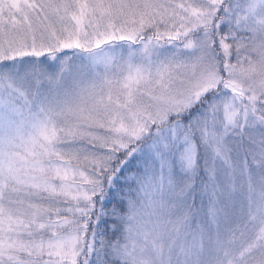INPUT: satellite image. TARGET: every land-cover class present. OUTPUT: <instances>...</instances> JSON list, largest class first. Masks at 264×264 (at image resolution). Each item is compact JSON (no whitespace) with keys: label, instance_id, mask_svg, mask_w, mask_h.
Listing matches in <instances>:
<instances>
[{"label":"snow or ice","instance_id":"1","mask_svg":"<svg viewBox=\"0 0 264 264\" xmlns=\"http://www.w3.org/2000/svg\"><path fill=\"white\" fill-rule=\"evenodd\" d=\"M0 264H264V0H0Z\"/></svg>","mask_w":264,"mask_h":264}]
</instances>
